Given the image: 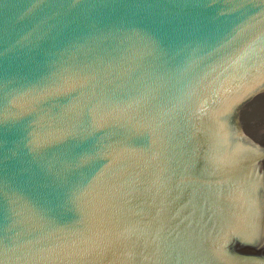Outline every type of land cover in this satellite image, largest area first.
I'll list each match as a JSON object with an SVG mask.
<instances>
[{
	"label": "water",
	"instance_id": "water-1",
	"mask_svg": "<svg viewBox=\"0 0 264 264\" xmlns=\"http://www.w3.org/2000/svg\"><path fill=\"white\" fill-rule=\"evenodd\" d=\"M0 264H264V0H0Z\"/></svg>",
	"mask_w": 264,
	"mask_h": 264
}]
</instances>
